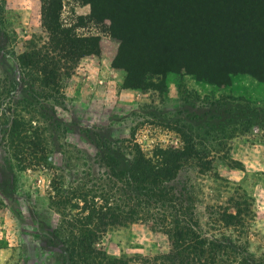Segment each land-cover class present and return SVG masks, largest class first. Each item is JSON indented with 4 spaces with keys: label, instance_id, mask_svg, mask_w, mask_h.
<instances>
[{
    "label": "rangeland",
    "instance_id": "rangeland-1",
    "mask_svg": "<svg viewBox=\"0 0 264 264\" xmlns=\"http://www.w3.org/2000/svg\"><path fill=\"white\" fill-rule=\"evenodd\" d=\"M63 1L61 29L96 38L99 53L65 52L44 26L42 0H0V264H82L66 246L105 203L138 207L134 221L98 234L111 258L183 244L178 220L264 258V75L217 84L151 67L181 61L177 46L217 29L211 18L229 15L222 25L232 30L235 6L220 2L200 17V0ZM84 3L91 13L80 16ZM23 52L40 62L23 67ZM141 154L177 166L159 184L167 197L128 184Z\"/></svg>",
    "mask_w": 264,
    "mask_h": 264
},
{
    "label": "trees",
    "instance_id": "trees-1",
    "mask_svg": "<svg viewBox=\"0 0 264 264\" xmlns=\"http://www.w3.org/2000/svg\"><path fill=\"white\" fill-rule=\"evenodd\" d=\"M199 2L206 7L205 10L198 12L200 17H207L205 12L212 5L216 6L220 2L225 7L234 5L237 11L232 30L228 28L227 30L222 25L223 22L226 24L224 19L229 15L224 14L223 20L220 16H217L216 20L211 18L208 23L218 26L217 29L210 30V26H207L205 31L198 33L192 31L187 35L189 38H184L183 44L177 46L175 55L181 57V61L176 62L173 57L171 60L162 59L157 64L151 65L152 69L163 73L184 68L189 73L195 74L199 80L205 79L217 84H228L231 76L237 73L264 75V0H200ZM42 3L44 4L42 15L46 18L45 20L43 18L44 26L51 33L59 32L62 37L58 39V43L65 47V52L73 49L79 56L99 53L96 38L80 36L76 38L71 36L68 30L61 29L63 0H42ZM157 3L161 4V0ZM126 7L130 9L127 4ZM170 13L174 15L173 11ZM194 42L199 43L194 45ZM35 56L31 52H23L20 56L22 66L27 68L29 65L39 63L40 61H33ZM41 72L48 83L59 82L55 73L49 72L47 68L41 67ZM46 73H50L48 79ZM194 147L195 144L191 142L188 144L189 155L194 153ZM185 153L186 151L180 156H184ZM205 163H208V160L204 161ZM153 164L141 154L140 159L134 161L132 166L137 174L129 176L127 182L136 190L144 189L151 192V196L167 197L160 188L162 184H159L164 182L166 176L170 177L177 166L156 167ZM137 209L138 207H133L130 211H126L118 205L109 203L98 205L95 211L84 216L86 223L82 226L85 224L90 226L76 232L79 234L74 233L75 236L73 235L72 238L74 247L66 246V252H69L70 256L75 255L82 264H264V258L258 259L248 251L241 252L230 248L226 238L204 237L191 220L174 222L173 233L179 238L185 236L187 238L183 244L168 252L111 258L96 247L97 238L100 237L98 234L103 235L110 228L126 226L134 221L136 218L133 216L137 214ZM164 226L168 225L163 224ZM65 245L66 240L62 241V246ZM232 253H236V256H232Z\"/></svg>",
    "mask_w": 264,
    "mask_h": 264
},
{
    "label": "crops",
    "instance_id": "crops-1",
    "mask_svg": "<svg viewBox=\"0 0 264 264\" xmlns=\"http://www.w3.org/2000/svg\"><path fill=\"white\" fill-rule=\"evenodd\" d=\"M64 3V1H63ZM64 6H66V4H64ZM78 14H80V16H87L91 13V6H88V3H84L82 5H79L78 8H76L75 10Z\"/></svg>",
    "mask_w": 264,
    "mask_h": 264
}]
</instances>
